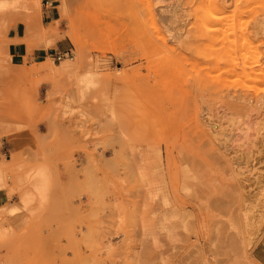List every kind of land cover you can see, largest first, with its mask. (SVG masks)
I'll return each mask as SVG.
<instances>
[{
  "label": "rangeland",
  "instance_id": "374dc122",
  "mask_svg": "<svg viewBox=\"0 0 264 264\" xmlns=\"http://www.w3.org/2000/svg\"><path fill=\"white\" fill-rule=\"evenodd\" d=\"M58 1L52 23L41 0L0 19V138L113 151L115 199L78 224L84 249L76 225L49 222L44 191L0 207V264H259L264 0ZM36 8L41 27L9 29ZM19 28L52 50L44 63L10 65ZM20 170L0 164V188Z\"/></svg>",
  "mask_w": 264,
  "mask_h": 264
},
{
  "label": "crops",
  "instance_id": "0c3cea01",
  "mask_svg": "<svg viewBox=\"0 0 264 264\" xmlns=\"http://www.w3.org/2000/svg\"><path fill=\"white\" fill-rule=\"evenodd\" d=\"M44 7L45 21L52 23L59 19V1L41 0ZM41 17V18H40ZM28 25V30L34 25L42 26V14L37 18L28 16L25 19L14 21L9 29L20 21ZM30 26V27H29ZM8 29V30H9ZM8 48L10 65L24 66L33 63L41 64L50 55L51 49L45 48L42 43L30 46L22 39L26 33L22 29H13L10 33ZM63 42L57 44V53L66 52ZM0 74L9 75L4 64L0 65ZM0 164L11 165L21 169L5 187L0 188V207L7 205L22 207V198L25 196L38 198V192L44 191L47 200L45 216L53 224L76 225V243L84 249L83 233L87 228L79 230V223L93 217L98 210L115 199V190L112 186L115 181L110 176V167H116V158L111 150L102 148H16L9 147L5 139L0 138ZM96 166V170H95ZM31 175L27 177V172ZM40 172L41 178H36ZM116 176V173L114 174ZM12 178V180H11ZM23 212L15 216L22 217ZM109 211L103 220L109 217ZM83 232V233H82ZM121 239L113 238L105 244L120 245ZM109 245L108 247H112ZM254 258L259 264H264V235L254 250ZM106 264H113L110 260Z\"/></svg>",
  "mask_w": 264,
  "mask_h": 264
},
{
  "label": "bare ground",
  "instance_id": "6f19581e",
  "mask_svg": "<svg viewBox=\"0 0 264 264\" xmlns=\"http://www.w3.org/2000/svg\"><path fill=\"white\" fill-rule=\"evenodd\" d=\"M22 1H24V0H0V12H3L1 15H0V19H2V18H4L6 15V12L7 11H11V10H17L20 6H21V4H22ZM26 1V0H25ZM207 3V2H206ZM256 4V3H255ZM207 6H209V4H207ZM213 7H214V5H213ZM248 8V7H247ZM212 9V8H211ZM37 10V11H36ZM34 11H35V14L33 15L34 17L33 18H36V17H38V9L36 8V9H34ZM211 11V10H210ZM209 11V12H210ZM5 13V14H4ZM207 13V12H206ZM205 13V14H206ZM215 14V13H214ZM226 14V13H225ZM200 17H202V16H200ZM206 17L208 18V16L206 15ZM228 17V16H227ZM41 18V17H40ZM206 18V19H207ZM210 19V17L207 19V20H209ZM207 20H205V22H206V24H207ZM211 20H209V22H210ZM208 22V23H209ZM213 22V21H212ZM31 24V23H30ZM30 24H28V25H30ZM30 27V26H29ZM256 62V61H255ZM257 63H258V61H257ZM1 234V233H0ZM1 237H2V235H1ZM0 237V238H1Z\"/></svg>",
  "mask_w": 264,
  "mask_h": 264
},
{
  "label": "built area",
  "instance_id": "2783aa9c",
  "mask_svg": "<svg viewBox=\"0 0 264 264\" xmlns=\"http://www.w3.org/2000/svg\"><path fill=\"white\" fill-rule=\"evenodd\" d=\"M69 55H70V52H66V53H63V54L59 53L56 56V60L61 61L63 58L68 57Z\"/></svg>",
  "mask_w": 264,
  "mask_h": 264
}]
</instances>
